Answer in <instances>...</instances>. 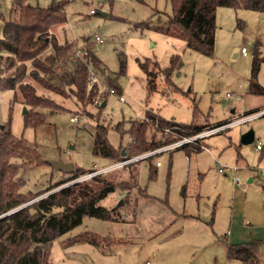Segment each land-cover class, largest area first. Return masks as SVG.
<instances>
[{
  "label": "rangeland",
  "instance_id": "374dc122",
  "mask_svg": "<svg viewBox=\"0 0 264 264\" xmlns=\"http://www.w3.org/2000/svg\"><path fill=\"white\" fill-rule=\"evenodd\" d=\"M12 1L0 0L4 19ZM49 3L37 2L40 7ZM171 16L169 0H74L66 8V22L51 28L50 33L59 43L68 40L78 50L90 49L102 63L103 75L95 80L103 100L99 97L98 103L83 110L73 97H59L39 88L29 76L31 62L27 63L25 81L52 101L54 109L53 113L38 109L44 122L26 127L24 110L27 114L30 107L21 104L17 91H0V125H8L13 137L24 139L37 159L31 158L32 166L21 174L22 192L41 191L71 174L78 177L50 192L99 174L117 183L126 179L125 166L136 164L133 169L139 189L152 197L145 199L135 190L124 198L115 187L99 205L111 209L121 201L120 220L84 217L79 226L53 241L51 264H240L227 259L224 236L217 238L225 223V205L222 198L218 200L222 187L216 175L219 169L228 172L236 167L241 159L257 170L264 166L260 159L264 151L255 149V140L261 138L264 150V115L222 131L213 129L264 110V12L218 8L211 56L191 51L181 37L157 29L165 27ZM146 62L144 70L140 65ZM254 63L258 64L255 77ZM149 78L154 81L153 90L148 89ZM111 88L116 94H110ZM146 111L167 121L214 127L204 132L212 135L199 137V151L167 149L179 140L134 156L127 165L93 156L97 125L108 127V141L117 149L131 142L130 122L143 121ZM248 130L254 132V141L244 145L240 138ZM150 152L156 153L143 158ZM51 161L71 164L74 170L63 173ZM102 169L106 170L94 172ZM242 183L246 185V179ZM161 200L178 214L207 221L217 216L219 220L211 226L183 219L166 225L170 213ZM93 235L119 243L96 247L73 242Z\"/></svg>",
  "mask_w": 264,
  "mask_h": 264
},
{
  "label": "trees",
  "instance_id": "16d2710c",
  "mask_svg": "<svg viewBox=\"0 0 264 264\" xmlns=\"http://www.w3.org/2000/svg\"><path fill=\"white\" fill-rule=\"evenodd\" d=\"M33 1H36L35 5L30 0H13L8 18L0 16V91H17L21 104L30 107L24 116L26 127H36L44 122V116L38 109H45L50 113L54 109L52 101L43 98L33 84L25 81L27 63L31 62L29 76L39 88L59 97H73L83 110L87 105L95 104L97 97L103 100V93H99L96 80L90 78V72L95 77L103 75L102 63L90 49L78 50L75 43L68 40L59 43L50 33L51 28L66 22V11L63 8L68 6V1L50 0L45 7H40L38 0ZM169 2L172 16L165 27L157 29L176 34L184 39L187 49L204 56H211L214 50L218 8L264 12V0ZM48 49L51 51L40 58ZM147 64L146 62L140 66L145 70ZM257 70L258 64L254 63L253 77ZM147 81L148 89L153 90V79L149 78ZM223 124L226 123L214 127ZM214 127L184 125L164 120L152 111H146L143 121L130 122L128 132L131 142L124 147L114 148L107 138L108 127L97 125L92 154L106 161H124ZM117 130L123 131L120 125ZM200 140L195 139L174 150L182 149L186 153L199 151ZM122 147L124 156L121 155ZM33 157L37 160L24 139L12 136L8 125L0 130V264H51L49 249L53 241L79 226L84 217L104 221L120 220L117 210L121 205L116 204L111 209L99 205L115 187L120 188L124 198L135 190L145 199L152 198L139 189L133 169L136 164L134 167L132 164L125 166L126 179L117 183L99 174L88 181L75 182L50 192L78 177L71 174L41 191L22 192L23 182L20 177L32 166ZM44 194L46 195L39 198ZM160 202L172 211L166 201ZM211 222L212 220L207 224L210 226ZM80 241L96 247L102 243L105 247L119 243L95 235L80 237L73 242ZM261 246L263 244L258 241L238 246L228 244V259L240 264H258Z\"/></svg>",
  "mask_w": 264,
  "mask_h": 264
},
{
  "label": "crops",
  "instance_id": "0c3cea01",
  "mask_svg": "<svg viewBox=\"0 0 264 264\" xmlns=\"http://www.w3.org/2000/svg\"><path fill=\"white\" fill-rule=\"evenodd\" d=\"M257 151L263 153V147ZM263 154L260 159L264 161ZM236 167V171L229 170L223 177L220 176L222 173L219 171L216 175V180L221 182L223 189L219 191L218 196L220 199L218 198V200L221 201L222 198L225 205V223L221 232H219L220 234H217V238L224 236L225 242L223 244L225 245L227 259L228 244L238 246L252 241L262 243L263 246H261L258 254V264H263L261 260L264 262V176H261L260 173L264 170V166L257 170V168L249 165L246 159H241ZM234 176L239 177L240 181L238 183L234 182ZM243 179H246V185L242 183ZM165 208L171 214L168 215L166 225H171L179 219L203 225H206L210 220H212L211 225L215 220H219V217L216 216L215 220L212 217L207 221L206 218L203 219L184 213L178 214L173 209L171 211L166 206ZM131 223H134V221ZM161 231H163V227Z\"/></svg>",
  "mask_w": 264,
  "mask_h": 264
},
{
  "label": "built area",
  "instance_id": "2783aa9c",
  "mask_svg": "<svg viewBox=\"0 0 264 264\" xmlns=\"http://www.w3.org/2000/svg\"><path fill=\"white\" fill-rule=\"evenodd\" d=\"M30 1H33V0H30ZM43 2H46V0H42ZM68 1V3H70V2H72V1H74V0H67ZM66 6H64V8H63V10H65L66 11ZM91 13H92V11H91ZM95 41L96 42H99V43H101L102 41L100 40V38L99 37H95ZM79 53V51L77 52V54ZM241 53H242V55L243 56H246V50H245V48H242L241 49ZM90 78H91V80H95L96 79V77H95V75L93 74V72H90ZM109 92H110V94H116V91L114 90V89H110L109 90ZM98 98V99H97ZM96 99H95V103H98L99 102V97H97ZM119 100L120 101H123V99L122 98H119ZM261 115H264V110L262 111V112H259V113H254V114H251V115H248L247 117H243V118H240V119H237V120H234V121H231V122H228V123H226V124H223V125H221V126H218V127H215L213 130L214 131H222V130H224V129H226V128H229V127H231V126H234V125H236V124H240V123H242V122H245V121H247V120H250V119H253V118H256V117H258V116H261ZM70 121L71 122H75L76 120L74 119V118H71L70 119ZM207 130H209V129H207ZM206 131V130H205ZM204 131V132H205ZM204 132H202V133H200V134H198V135H196V136H193V137H189V138H184V139H182V141H180V142H177V143H175V144H173L172 146H170V147H168L167 149H170V150H172V149H175V148H177V147H179V146H181L182 144H185V143H191V142H193L195 139H199V137H201V138H204L206 135L207 136H209V135H212V134H206V133H204ZM206 134V135H205ZM200 135V136H199ZM261 138H258V139H256L255 140V148L257 149V150H261L262 149V146H261V140H260ZM184 141V142H183ZM159 152H161V151H158V153ZM154 153H156V152H150V153H147V155H145V157H143V158H146V157H149L150 155H152V154H154ZM143 158H141V159H143ZM133 161V159L132 158H130V159H127V160H124V161H122L121 163H120V165H127V164H130L131 162ZM157 165H158V163H157ZM106 169H102V170H97V171H94L95 173H101V172H104ZM237 170V167H234V168H232V169H230V171H236ZM220 173H222V174H225L226 172L224 171V170H222V169H219L218 170ZM260 175L261 176H264V170L263 171H261V173H260ZM233 180H234V182H239L240 181V179H239V177H237V176H234L233 177Z\"/></svg>",
  "mask_w": 264,
  "mask_h": 264
},
{
  "label": "water",
  "instance_id": "95a60500",
  "mask_svg": "<svg viewBox=\"0 0 264 264\" xmlns=\"http://www.w3.org/2000/svg\"><path fill=\"white\" fill-rule=\"evenodd\" d=\"M104 102L101 104V106H104ZM26 111L24 110V113ZM4 129V126L3 125H0V130H3ZM254 141V132L252 130H248L246 133H244L241 138H240V142L244 145H247V144H251L252 142ZM122 156H124V151H122L121 153ZM49 164L56 170H59L63 173H71L74 168L71 164H64V163H60V162H54V161H51L49 162ZM121 201L118 203V205H121Z\"/></svg>",
  "mask_w": 264,
  "mask_h": 264
}]
</instances>
